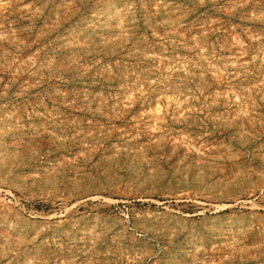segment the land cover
Listing matches in <instances>:
<instances>
[{"label":"rangeland","instance_id":"374dc122","mask_svg":"<svg viewBox=\"0 0 264 264\" xmlns=\"http://www.w3.org/2000/svg\"><path fill=\"white\" fill-rule=\"evenodd\" d=\"M0 264H264V0H0Z\"/></svg>","mask_w":264,"mask_h":264}]
</instances>
